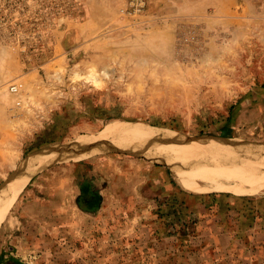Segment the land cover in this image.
<instances>
[{
  "label": "rangeland",
  "instance_id": "rangeland-1",
  "mask_svg": "<svg viewBox=\"0 0 264 264\" xmlns=\"http://www.w3.org/2000/svg\"><path fill=\"white\" fill-rule=\"evenodd\" d=\"M116 122L183 140L108 137L38 172L0 221V264H264V188L201 195L152 154L214 140L231 148L156 154L180 170L262 161L264 0H0V186ZM87 162L132 178L106 180L94 216L72 169ZM154 170L170 179L157 189Z\"/></svg>",
  "mask_w": 264,
  "mask_h": 264
},
{
  "label": "bare ground",
  "instance_id": "bare-ground-1",
  "mask_svg": "<svg viewBox=\"0 0 264 264\" xmlns=\"http://www.w3.org/2000/svg\"><path fill=\"white\" fill-rule=\"evenodd\" d=\"M173 132L165 131L159 128L146 127L144 125H139V124L126 125L125 123L116 122L112 125H109L100 135V137L97 136V137H87V138L85 137L82 139H76L75 141L66 143L64 145H60V146L55 145L46 148L45 150L38 152L36 151L35 153H32L20 164V166L17 168L18 169L17 173L15 175L10 176L7 180H5L4 184L0 186V221L12 209V207L18 200L21 193L29 184L31 178L35 176L38 172L42 171L47 166L56 162L58 163L66 162V161L69 162V160H74V159L79 160V159L91 157L96 153V148L93 147V144L94 142L96 143L100 139L105 140L108 137H114V138L123 137L125 141V139L131 138L132 140L134 139L133 140L134 145L136 143L135 140H137V143L138 142L141 143V141L144 142V140L147 141V139H151V140L153 139V141H159V142L167 141L168 143H170L182 139L181 137L174 135ZM217 139L218 138H216V140ZM209 142H210L209 144H205L208 142L201 141L200 143L178 146L175 148H172L170 146H165L158 150L155 149L157 151H153V149L150 151H153L155 153V154L152 153L153 155H155V157L152 156L153 160L158 161L160 163L161 162L166 163L174 169L178 182L186 190L189 191L192 190L194 192H197L198 194L201 193L205 194L210 191H217V192L233 191V192H237L240 195H243V194L257 193L264 188V158H261L262 161L239 160L240 162H237L236 161L237 159L232 158V159H228V161L230 160L229 165H226L227 163L225 161L224 164L225 163L226 164L221 165L222 162L221 158H217L212 162L214 163V166L210 167L204 165L203 167L202 165V167L199 166L200 167L199 169L197 167V169L195 168L194 170H180L175 166H172L169 160L165 158L167 157L166 155L175 156L176 153L178 154L180 152L182 153V152L205 151L211 148H214V150L220 148H225V149H229V147L231 148V146L228 147L227 144L221 145L223 141H221L220 145L216 144L214 140ZM242 148L243 147H241V149ZM260 152L262 153L263 151ZM156 153L163 155L165 157L158 156ZM75 154H77V156H75ZM226 155L227 153L225 154V156ZM252 156H255L254 152ZM209 164L211 163L209 162Z\"/></svg>",
  "mask_w": 264,
  "mask_h": 264
},
{
  "label": "crops",
  "instance_id": "crops-1",
  "mask_svg": "<svg viewBox=\"0 0 264 264\" xmlns=\"http://www.w3.org/2000/svg\"><path fill=\"white\" fill-rule=\"evenodd\" d=\"M72 169L74 173L79 171V175L81 176V181L78 182L76 188L78 205L87 215L91 216L100 213L104 204H106V180H132V178H128L125 169H121V172L112 175L111 171L106 166L100 165L99 162H87L86 164H77V166L74 164V168ZM153 173L155 177L149 178L151 180L150 183L160 180V183L163 185L167 183V180H170L166 170H154ZM152 186H154V183ZM153 188L157 189L158 186L155 185Z\"/></svg>",
  "mask_w": 264,
  "mask_h": 264
},
{
  "label": "built area",
  "instance_id": "built-area-1",
  "mask_svg": "<svg viewBox=\"0 0 264 264\" xmlns=\"http://www.w3.org/2000/svg\"><path fill=\"white\" fill-rule=\"evenodd\" d=\"M21 87H22V85H14V86H12V90H13L14 92H17V91L20 90Z\"/></svg>",
  "mask_w": 264,
  "mask_h": 264
},
{
  "label": "flooded vegetation",
  "instance_id": "flooded-vegetation-1",
  "mask_svg": "<svg viewBox=\"0 0 264 264\" xmlns=\"http://www.w3.org/2000/svg\"><path fill=\"white\" fill-rule=\"evenodd\" d=\"M8 264H22V263H20L19 261H11Z\"/></svg>",
  "mask_w": 264,
  "mask_h": 264
}]
</instances>
